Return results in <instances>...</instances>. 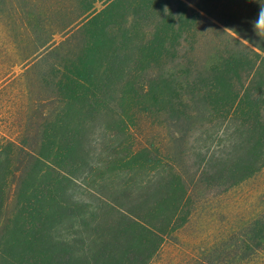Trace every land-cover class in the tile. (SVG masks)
<instances>
[{"label":"trees","instance_id":"obj_1","mask_svg":"<svg viewBox=\"0 0 264 264\" xmlns=\"http://www.w3.org/2000/svg\"><path fill=\"white\" fill-rule=\"evenodd\" d=\"M261 9L264 0H0V264H151L194 196L260 173ZM5 90L18 99L6 109ZM144 119L174 124V138L217 124L228 153L190 179L136 143ZM97 124L116 136L117 158L95 189L85 181ZM121 173L124 187L109 188ZM193 264H264V212Z\"/></svg>","mask_w":264,"mask_h":264},{"label":"rangeland","instance_id":"obj_2","mask_svg":"<svg viewBox=\"0 0 264 264\" xmlns=\"http://www.w3.org/2000/svg\"><path fill=\"white\" fill-rule=\"evenodd\" d=\"M7 91L5 90L6 93L2 95L4 109L16 100L18 102V99L6 101L7 97L4 96L8 93ZM12 92L18 94L16 90ZM36 92L37 94L42 93L37 88ZM28 98L27 92L21 95L23 104L28 101ZM174 127H176L174 124H167L165 119H144L134 131L136 143L154 144L156 149H159L162 158L173 160L174 162L170 161L171 164L182 174L185 172L190 179L211 156L228 153L225 136L221 134V131H217V124L212 127L207 124H194L188 133L179 130L181 131L179 138L172 136L171 132L175 130ZM101 130L100 124H97L91 138L97 167L93 170L91 177L85 181V186L95 187V189H98L96 187L98 181L100 183L103 178L107 179L115 174L111 169V164L107 162L108 159L117 158L116 152L111 149V146L115 144L116 136ZM141 175L142 178L134 177L135 182L140 179L148 180H145L147 175ZM127 176L122 177V173L115 175L109 183V188L114 185H117V188L121 185L124 187ZM107 188L106 186L102 189V194L105 196H109L105 191ZM192 202L189 221L167 240L151 264H193L194 260L204 251L223 245L230 235L240 232L248 222L263 213L264 169L228 191L223 192L221 188H207L204 192L194 196Z\"/></svg>","mask_w":264,"mask_h":264},{"label":"clouds","instance_id":"obj_3","mask_svg":"<svg viewBox=\"0 0 264 264\" xmlns=\"http://www.w3.org/2000/svg\"><path fill=\"white\" fill-rule=\"evenodd\" d=\"M262 21H264V9L260 10L259 15L257 16V20L253 22V29L255 33H257L260 29L259 26L261 25Z\"/></svg>","mask_w":264,"mask_h":264}]
</instances>
